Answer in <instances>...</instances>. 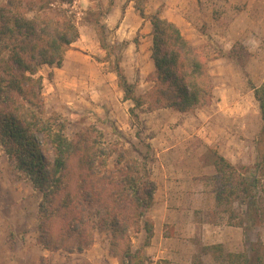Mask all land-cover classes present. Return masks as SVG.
Wrapping results in <instances>:
<instances>
[{"label":"rangeland","instance_id":"1","mask_svg":"<svg viewBox=\"0 0 264 264\" xmlns=\"http://www.w3.org/2000/svg\"><path fill=\"white\" fill-rule=\"evenodd\" d=\"M244 1L192 0L202 17L223 20L211 28L197 17L181 31L185 38L191 37L186 39L194 46L206 50L214 84L211 105L193 114L158 110L149 115L137 111L138 119L132 117L129 111L134 104L125 100L116 73L119 65L136 96L152 87L155 67L147 54L145 37L152 32L151 17L156 13L164 19L172 16L177 0H77L71 10L80 38L67 48L62 67L39 69L47 117L65 121L71 139L96 125L108 142L147 165L157 184L155 204L149 212L154 223L153 240L144 248V233L132 230L128 234L132 251L141 250L143 258L132 264H193L195 256L202 264H228L197 248L216 245L203 242L199 235L203 227L207 231L211 225L217 226L224 239L235 238L227 233V216L215 203L214 154L232 164L253 166L256 160L255 138L262 122L252 88L264 81V0H251L250 7ZM181 3L186 8L191 4L190 0ZM91 11L95 17L89 15ZM245 11L249 21L256 23L251 26L255 35L250 31L247 43L235 42L227 34L229 20ZM101 26L105 27L106 50L101 46ZM257 32L260 40L254 37H258ZM232 50L235 60L223 56ZM151 137L158 139L153 143ZM168 144L178 145L177 149L163 152ZM116 158L110 159L111 168ZM40 198L0 149V264H120L119 258L110 254L108 232L97 234L94 245L83 253L51 254L46 250L47 257H39L33 247L39 245ZM252 239L264 243V224L253 232ZM224 249L227 253L243 251L238 244Z\"/></svg>","mask_w":264,"mask_h":264},{"label":"trees","instance_id":"2","mask_svg":"<svg viewBox=\"0 0 264 264\" xmlns=\"http://www.w3.org/2000/svg\"><path fill=\"white\" fill-rule=\"evenodd\" d=\"M76 1L0 0V149L13 170L41 195L37 228L43 249L51 254L83 253L94 245L97 234L108 232L112 257L120 264L141 262V250L132 251L128 234L144 233V248L153 240L149 212L157 184L147 165L108 142L96 125L71 139L65 121L46 116L39 69L62 67L67 48L80 38L71 10ZM89 15L95 17L92 11ZM150 22L152 87L136 96L119 65L116 70L125 100L134 104L130 115L138 119L137 111L158 110L193 114L209 107L214 84L206 50L194 46L160 13ZM100 33L106 50L104 26ZM223 56L235 60L233 50ZM252 90L262 122L254 165L232 164L217 153L213 164L216 206L227 216L228 226L242 229L243 251L227 253L221 244L197 248L228 264H264V243L252 239L264 224V81ZM192 263L202 264L199 256Z\"/></svg>","mask_w":264,"mask_h":264},{"label":"crops","instance_id":"3","mask_svg":"<svg viewBox=\"0 0 264 264\" xmlns=\"http://www.w3.org/2000/svg\"><path fill=\"white\" fill-rule=\"evenodd\" d=\"M181 1L182 0H177V2L175 3V6H174L175 8L172 10L173 15L170 17L167 16V18H166L170 22L177 25L181 29V31L183 30V27L184 28L190 27L192 25L191 21L195 20L197 17H198L197 18L198 21L204 19L205 23L210 25L211 28L213 26H217L218 23L223 21V20H221L219 22L218 21L215 22L213 20V18H210V19H209V17L204 18L201 15H199L200 8L198 7L197 4L193 3L192 0H190L191 4L188 8H186L185 5L181 3ZM247 2H249L248 4L250 7L252 4V1L251 0H245L243 3H247ZM249 7H248V9H249ZM249 20H250V18H249L248 13L246 11L235 15L231 20H229V25H228L229 33H227V34L233 39V41H235V42L236 41H242V42L245 41L247 43V38L249 36L248 35L249 32L252 31L255 35V30H253V28L251 26L255 25L256 23L253 24L252 22H250L251 20L250 21ZM143 21H144V19H143ZM209 30H210V32H212L211 29H209ZM151 33H152L151 31L147 32L146 37H145V42L147 43L146 51H147V54L149 57H151V54H152V52H151V49H152ZM257 35H258V37L254 36L255 39L260 40L262 36H260V38H259L260 33H258V32H257ZM212 36H218V35L215 33H212ZM186 38L191 40V37L189 35ZM223 38H226V37H223ZM148 42H149V44H151V46L150 45L148 46ZM224 51H226V50H224ZM154 114H156V112L151 113L149 115H154ZM120 130H123V129L120 128ZM157 139L158 138L152 139V137H151L150 141L155 143L157 141ZM177 146L178 145L168 144V148H166L163 152H165V153L171 152L173 149H177L176 148ZM210 227H213V228L208 229L207 231L205 230L206 227H203V231L199 234L201 236L203 242L206 243V245L207 244L211 245L212 243L215 242L214 244L218 243V244H221L224 246L232 247V245L238 244L239 248L242 249L243 238H244L242 229L235 228V227H226L228 229L227 233L232 235L235 238H232V239L231 238H225L224 239L222 237L223 236L222 232L219 231V228L217 226L211 225ZM237 231H240V232H237ZM207 233H209V234L207 235ZM220 234H222V235H220ZM33 249L36 250V252L39 254V257H47L46 256L47 251L43 248H40L39 245L35 244Z\"/></svg>","mask_w":264,"mask_h":264}]
</instances>
